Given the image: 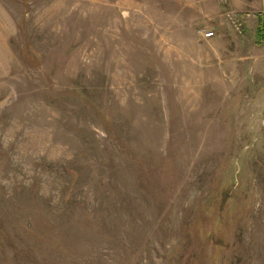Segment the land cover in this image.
<instances>
[{"label":"rangeland","instance_id":"rangeland-1","mask_svg":"<svg viewBox=\"0 0 264 264\" xmlns=\"http://www.w3.org/2000/svg\"><path fill=\"white\" fill-rule=\"evenodd\" d=\"M0 264H264V0H0Z\"/></svg>","mask_w":264,"mask_h":264},{"label":"built area","instance_id":"built-area-1","mask_svg":"<svg viewBox=\"0 0 264 264\" xmlns=\"http://www.w3.org/2000/svg\"><path fill=\"white\" fill-rule=\"evenodd\" d=\"M203 40L207 41V40H212L215 36H214V33L212 31L210 32H204L203 33Z\"/></svg>","mask_w":264,"mask_h":264}]
</instances>
